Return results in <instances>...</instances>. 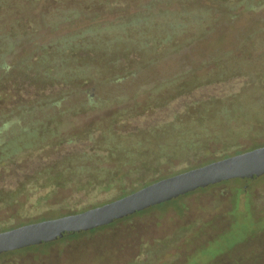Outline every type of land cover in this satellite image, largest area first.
<instances>
[{
  "label": "trees",
  "instance_id": "16d2710c",
  "mask_svg": "<svg viewBox=\"0 0 264 264\" xmlns=\"http://www.w3.org/2000/svg\"><path fill=\"white\" fill-rule=\"evenodd\" d=\"M229 3L247 6L249 0H206L203 5L200 0H0V101L8 108L0 112V122L22 109L44 112L86 85L100 88L133 78L164 58L181 55L217 24L257 12L253 6L233 11ZM256 37L241 46L239 56L216 59L210 73L187 72L167 83L158 97L145 102L142 115L134 108L112 115L99 129L94 125L61 135L57 125L42 126L21 147L8 141L0 149L10 152L0 160V210L19 205L39 212L59 190L71 188L74 204L86 205L73 214L81 213L264 146L234 150L235 135L243 128L229 127L234 121L244 129H264V33ZM210 144L223 147L217 158L194 166L185 162L207 152ZM12 156L16 161L7 159ZM174 160L184 166L160 176V166ZM128 179L133 180L129 187Z\"/></svg>",
  "mask_w": 264,
  "mask_h": 264
},
{
  "label": "rangeland",
  "instance_id": "374dc122",
  "mask_svg": "<svg viewBox=\"0 0 264 264\" xmlns=\"http://www.w3.org/2000/svg\"><path fill=\"white\" fill-rule=\"evenodd\" d=\"M200 2L203 5L206 0ZM235 3L228 4L233 11L253 6L257 12L239 15L231 24H217L181 55L164 58L133 78L100 88L86 85L77 95L44 112L22 109L8 116L0 122V149L12 139L15 147H21L27 143L23 140L31 138L42 126L57 125L59 133L67 135L103 124L122 111L129 113L135 108V114L142 115L146 113L145 102L158 97L167 83L187 72L197 76L210 73L219 57L239 56V49L248 39L254 42L256 35L264 33V0H249L247 6ZM7 109V104L0 101V112ZM11 120L6 127L5 122ZM229 127L243 128L235 135L234 150L245 151L264 144L262 128L244 129L234 121ZM23 129L26 134L19 136L18 131ZM110 133L113 132H107ZM221 149V144H210L207 152L185 162L194 166L213 160ZM5 152L0 151V160L8 155ZM7 159L16 161L13 156ZM181 163L174 160L160 166L159 175H170L184 166ZM132 182L128 179L126 186ZM237 190L239 184L235 182L217 184L76 239L0 256V264H138V260H149L147 264H264V175L255 180L247 194L239 196ZM74 200L73 190L68 188L59 190L39 212L31 213L19 205L0 210V230L72 215L77 206H86L76 205Z\"/></svg>",
  "mask_w": 264,
  "mask_h": 264
},
{
  "label": "water",
  "instance_id": "95a60500",
  "mask_svg": "<svg viewBox=\"0 0 264 264\" xmlns=\"http://www.w3.org/2000/svg\"><path fill=\"white\" fill-rule=\"evenodd\" d=\"M263 175L264 146H261L158 180L120 199L81 213L0 232V255L104 227L210 186L235 179L250 184Z\"/></svg>",
  "mask_w": 264,
  "mask_h": 264
},
{
  "label": "flooded vegetation",
  "instance_id": "af4514ba",
  "mask_svg": "<svg viewBox=\"0 0 264 264\" xmlns=\"http://www.w3.org/2000/svg\"><path fill=\"white\" fill-rule=\"evenodd\" d=\"M237 181V182H236ZM228 182H235L236 184H239V190H237L239 193H238V195L239 196H243V195H245V194H247L248 192H249V190H250V188H251V186H252V184L255 182H252V183H250V184H247V183H245L243 180H241V179H235L234 181H228ZM226 183V182H225ZM220 184H223V183H220ZM219 184V185H220ZM261 184H263V183H261ZM261 184L259 185V187L261 186ZM211 187H213V186H211ZM211 187H207V189L208 188H211ZM258 187V186H257ZM257 187H254V188H257ZM204 190V189H203ZM252 199V204L254 205V199L253 198H251ZM262 199V198H261ZM258 208V207H257Z\"/></svg>",
  "mask_w": 264,
  "mask_h": 264
}]
</instances>
